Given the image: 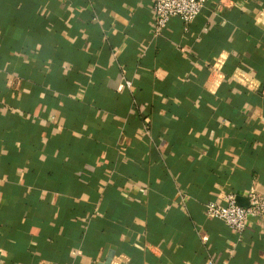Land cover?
<instances>
[{"label": "crops", "instance_id": "crops-1", "mask_svg": "<svg viewBox=\"0 0 264 264\" xmlns=\"http://www.w3.org/2000/svg\"><path fill=\"white\" fill-rule=\"evenodd\" d=\"M151 5L0 0V264H264L204 212L264 194V0Z\"/></svg>", "mask_w": 264, "mask_h": 264}, {"label": "built area", "instance_id": "built-area-1", "mask_svg": "<svg viewBox=\"0 0 264 264\" xmlns=\"http://www.w3.org/2000/svg\"><path fill=\"white\" fill-rule=\"evenodd\" d=\"M206 0H152L154 33L159 35L166 27L168 21L173 17H178L188 27L189 24L201 13ZM225 57L219 56L210 66V78L212 85L219 84L225 77L223 66ZM235 79H239L248 85L250 75L237 71L234 73ZM232 76V77H233ZM127 86L131 85V80L123 79ZM264 95V88L262 89ZM205 215L210 219H218L224 222L235 233L241 235L250 217L262 218L264 216V194L251 187L248 191L247 205L237 202V196L233 192H227L222 200H209L204 205Z\"/></svg>", "mask_w": 264, "mask_h": 264}, {"label": "water", "instance_id": "water-1", "mask_svg": "<svg viewBox=\"0 0 264 264\" xmlns=\"http://www.w3.org/2000/svg\"><path fill=\"white\" fill-rule=\"evenodd\" d=\"M237 202L239 203V204H241V205H247V203H243L242 201H240V199H239V197L237 198ZM109 260H107V262H108Z\"/></svg>", "mask_w": 264, "mask_h": 264}]
</instances>
